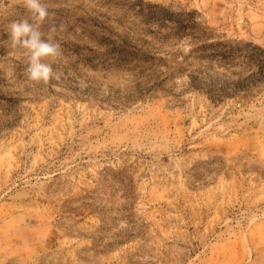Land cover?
I'll use <instances>...</instances> for the list:
<instances>
[{"label":"rangeland","instance_id":"rangeland-1","mask_svg":"<svg viewBox=\"0 0 264 264\" xmlns=\"http://www.w3.org/2000/svg\"><path fill=\"white\" fill-rule=\"evenodd\" d=\"M41 2L35 84L0 0V264H264V0Z\"/></svg>","mask_w":264,"mask_h":264},{"label":"clouds","instance_id":"clouds-1","mask_svg":"<svg viewBox=\"0 0 264 264\" xmlns=\"http://www.w3.org/2000/svg\"><path fill=\"white\" fill-rule=\"evenodd\" d=\"M23 6L35 23H30L27 18L13 21L8 32L10 44L13 49L20 46L30 53L24 69L27 79L35 84L48 83L56 74L51 63L41 61L44 58H59L62 50L58 42H49L41 38L39 26L53 17L54 13L41 0H23ZM50 31L56 32V25H53Z\"/></svg>","mask_w":264,"mask_h":264}]
</instances>
